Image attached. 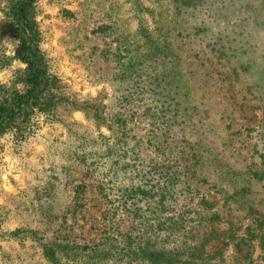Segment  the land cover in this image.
<instances>
[{
    "label": "rangeland",
    "instance_id": "374dc122",
    "mask_svg": "<svg viewBox=\"0 0 264 264\" xmlns=\"http://www.w3.org/2000/svg\"><path fill=\"white\" fill-rule=\"evenodd\" d=\"M7 4L0 88L24 66ZM35 11L62 99L25 137L0 135V264H47L32 229L81 246L168 217L183 218L176 241L212 231L203 264H264V0ZM14 228L24 237L4 240Z\"/></svg>",
    "mask_w": 264,
    "mask_h": 264
},
{
    "label": "trees",
    "instance_id": "16d2710c",
    "mask_svg": "<svg viewBox=\"0 0 264 264\" xmlns=\"http://www.w3.org/2000/svg\"><path fill=\"white\" fill-rule=\"evenodd\" d=\"M36 1L8 0L4 12L17 41L15 56L24 66L14 79L20 87L11 84L0 88V135L11 132L25 137L35 128L37 116H43L44 121L51 118L53 108L62 99L57 91V76L41 47ZM182 219L164 218L165 225H149L144 231L132 225L124 231L117 228L114 233L103 231L97 242L81 246L67 233L43 239L42 233L37 235L40 231L29 232L38 258L47 264H103L109 260L114 264H203L209 258L203 245L212 231L185 235L184 239L176 241L178 235L173 234L184 228ZM20 231L19 228L8 231L4 240L23 238Z\"/></svg>",
    "mask_w": 264,
    "mask_h": 264
}]
</instances>
